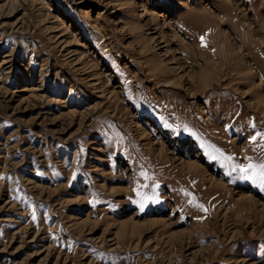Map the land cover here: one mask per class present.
<instances>
[{"label": "rangeland", "instance_id": "1", "mask_svg": "<svg viewBox=\"0 0 264 264\" xmlns=\"http://www.w3.org/2000/svg\"><path fill=\"white\" fill-rule=\"evenodd\" d=\"M257 132L264 0H0V264H264Z\"/></svg>", "mask_w": 264, "mask_h": 264}, {"label": "snow or ice", "instance_id": "2", "mask_svg": "<svg viewBox=\"0 0 264 264\" xmlns=\"http://www.w3.org/2000/svg\"><path fill=\"white\" fill-rule=\"evenodd\" d=\"M201 42H202V46H206L204 45V38L201 37ZM261 137L262 139H264V133H260L257 132V134L255 136L251 137V140L255 141L257 139V137ZM246 159H251L246 158ZM239 170V172L241 173V177L243 179L246 180H253L255 181L256 179H259V181L264 184V164H259V165H254L252 163H249L247 165H235L233 168V171Z\"/></svg>", "mask_w": 264, "mask_h": 264}]
</instances>
